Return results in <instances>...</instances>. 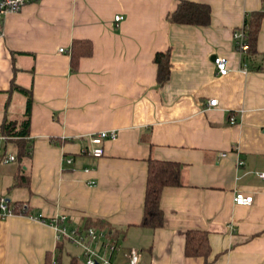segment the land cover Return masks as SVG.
Segmentation results:
<instances>
[{
	"label": "crops",
	"instance_id": "0c3cea01",
	"mask_svg": "<svg viewBox=\"0 0 264 264\" xmlns=\"http://www.w3.org/2000/svg\"><path fill=\"white\" fill-rule=\"evenodd\" d=\"M197 1L210 6L206 24L169 20L177 0H29L0 15V127L23 117L26 95L12 84L31 93L26 133L0 130V194L22 207L0 215V264H85L48 221L62 214L67 229L102 227L121 251L137 247V264H264V10L256 53L242 57L233 40L264 0ZM166 48L159 83L153 54ZM212 54L226 56L225 73ZM101 128L116 136L102 154L84 152ZM149 156L179 164L155 227L139 222ZM189 228L207 231L206 255L185 254Z\"/></svg>",
	"mask_w": 264,
	"mask_h": 264
},
{
	"label": "trees",
	"instance_id": "16d2710c",
	"mask_svg": "<svg viewBox=\"0 0 264 264\" xmlns=\"http://www.w3.org/2000/svg\"><path fill=\"white\" fill-rule=\"evenodd\" d=\"M264 7L251 10L249 16L243 20L247 47L240 50L242 57L245 54L256 53V36L259 29L261 15ZM167 18L174 22L206 24L210 19V6L207 2L197 0H177L175 7L167 13ZM86 49L90 50L89 42L85 40ZM234 46L237 44L234 41ZM78 54L72 52L70 56L71 66L74 67L77 63ZM153 59L156 62V80L159 83L165 81L169 75L170 59L169 48L164 50H156L153 54ZM246 65V62H244ZM12 87L23 92L26 95L25 108L23 117L15 127L13 120H5L1 123L0 130L22 136L28 129L30 119V103L31 93L30 88L13 83ZM24 152V146L19 150ZM179 164L175 160L160 159L156 157H147V175L145 181L143 195V210L140 218L142 225L151 227L162 225L164 222L163 210L159 205V195L161 188L165 184H173L178 180ZM15 208H19L20 202H13ZM209 250L207 241V231L205 229L189 228L185 233L184 252L187 255L202 254L206 255Z\"/></svg>",
	"mask_w": 264,
	"mask_h": 264
},
{
	"label": "built area",
	"instance_id": "2783aa9c",
	"mask_svg": "<svg viewBox=\"0 0 264 264\" xmlns=\"http://www.w3.org/2000/svg\"><path fill=\"white\" fill-rule=\"evenodd\" d=\"M26 1L29 0H0V15L10 11L17 10ZM122 17L121 13H115L113 15L114 23L117 24ZM244 24L233 30V40L237 44V49L240 51L247 47L246 35ZM241 52V51H240ZM213 64L218 73H225L228 70L227 58L223 54H214L212 57ZM243 68L245 64L243 63ZM207 102L214 104L216 97H209ZM228 120L230 122L235 120L233 114H229ZM116 136V130L114 128H101L88 134L89 143L83 146L81 149L93 156H98L103 152L102 142L105 138H114ZM220 154H224L220 151ZM13 153L5 152L2 156L4 161L12 159ZM70 157H67V161H70ZM243 160L237 158V164H240ZM257 173L260 176H264V169L258 170ZM232 199L239 203H249L252 200L250 193L242 192L241 190H235L232 194ZM22 207H14V203L11 202L6 196L0 194V215L4 216L13 212H19ZM33 216V215H32ZM34 217H39L34 215ZM60 216H53L48 219L50 223L54 224L57 230L56 235H64L72 242L78 244L82 248L83 260L85 264H137L139 259V249L135 246H128L122 250V246L111 234L102 227L94 225H87L82 229L75 227L66 228L64 224H58L57 220ZM117 252L121 253L122 258L115 260L113 255Z\"/></svg>",
	"mask_w": 264,
	"mask_h": 264
},
{
	"label": "water",
	"instance_id": "95a60500",
	"mask_svg": "<svg viewBox=\"0 0 264 264\" xmlns=\"http://www.w3.org/2000/svg\"><path fill=\"white\" fill-rule=\"evenodd\" d=\"M214 54L211 55V58L213 57Z\"/></svg>",
	"mask_w": 264,
	"mask_h": 264
}]
</instances>
